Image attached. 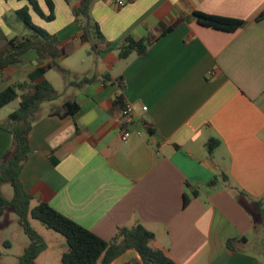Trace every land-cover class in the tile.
I'll return each instance as SVG.
<instances>
[{
  "label": "crops",
  "instance_id": "1",
  "mask_svg": "<svg viewBox=\"0 0 264 264\" xmlns=\"http://www.w3.org/2000/svg\"><path fill=\"white\" fill-rule=\"evenodd\" d=\"M35 1L47 15L44 1ZM52 2L54 19L46 21L27 0H0V40L25 37L7 18L27 8L61 52L38 61L27 50L0 69V92L28 83L32 71L52 62L67 74L84 72L60 86L68 95L59 106L53 103L60 90L48 74L62 72L52 68L34 82L46 80L56 98L40 105L28 133L19 180L31 203L48 204L104 241L139 223L154 235L148 246L176 264H264V219L255 215L258 202L264 210V18L256 21L264 0H93L89 15L104 38L95 49L73 15L80 0ZM194 12L244 24L216 30L200 25ZM163 28L144 56L118 57L126 37ZM90 77L86 85L70 84ZM65 102L77 112L61 116ZM124 103L133 107L129 116L121 114ZM6 127L0 124V159L12 146ZM124 129L135 131L127 141L120 138ZM212 139L219 144L210 155ZM222 173L226 182L208 186ZM110 264L142 262L128 250Z\"/></svg>",
  "mask_w": 264,
  "mask_h": 264
},
{
  "label": "trees",
  "instance_id": "2",
  "mask_svg": "<svg viewBox=\"0 0 264 264\" xmlns=\"http://www.w3.org/2000/svg\"><path fill=\"white\" fill-rule=\"evenodd\" d=\"M27 1L35 13L42 19L46 21L54 19L52 0H43L48 9L47 15L42 13L35 0ZM92 1L80 0V5L73 11V15L75 20L81 23L82 40L94 41L95 44L92 45V49H95L96 44L103 42L104 38L98 25L89 15ZM15 15L35 36L34 38L1 39L0 69L18 63L19 56L30 49L36 51L38 61H42L46 57L56 58L60 56L61 52L55 47V37L47 34L33 24L26 8L17 10ZM192 15L200 25L221 31L232 32L244 24L243 21L237 19L202 12H194ZM263 18L264 11L256 18V21ZM166 32L167 29L163 28L158 34L148 33L141 39L126 37L118 47V57L126 59L132 53L144 56L151 42ZM36 38L45 40V43L38 42ZM3 46L5 47L1 49ZM52 68H56L63 74H67V71L57 65V63H48L32 71L28 75V83L14 84L0 92V109L16 98L19 97L20 99L18 108L8 116L10 124L6 127L12 135V146L0 159V184L9 183L13 190V196L9 201L0 196V216L3 214L4 206L11 207L18 216V222L29 239V244L24 248L17 264H36V258L46 248L44 239L28 225V216L38 220L45 228L57 232L64 238L66 250L61 255L62 264H110L114 259L128 250H134L140 257L142 264H176L163 251L152 250L148 246V243L154 239V235L139 223H135L130 227L118 228L115 235L109 241H104L74 221L58 213L46 203L39 202L31 207L32 196L23 189L19 180V173L22 164L27 158L29 151L28 133L37 118L36 115L40 105L43 102L52 101L56 98V92L46 80L36 84L34 82L43 77L46 71ZM94 79L95 77L83 78L70 84L80 87L92 82ZM77 110L78 106L74 102H65L61 116L73 115ZM218 144V140H210L206 144L208 154L211 155ZM50 159L53 164L56 163L53 157H50ZM219 181L226 182L227 176L222 173L214 177L209 181L208 186H214ZM192 195H196V192L193 191ZM187 203L188 198L184 196V206ZM261 206L262 203L258 202L255 215L263 223L264 210ZM227 247L231 248V241L227 242Z\"/></svg>",
  "mask_w": 264,
  "mask_h": 264
},
{
  "label": "rangeland",
  "instance_id": "3",
  "mask_svg": "<svg viewBox=\"0 0 264 264\" xmlns=\"http://www.w3.org/2000/svg\"><path fill=\"white\" fill-rule=\"evenodd\" d=\"M27 9V8H26ZM28 10V9H27ZM33 20L37 22L38 17L35 13H32ZM34 22V23H35ZM7 24L13 27L17 36L30 37L32 32L27 29L15 16L7 18ZM74 60L76 56H73ZM66 64H71L72 58L64 61ZM76 66V65H75ZM83 68H92V59H86V63ZM77 69V68H76ZM77 75L73 72L70 74L58 73L52 71L48 74V78L55 84V88L59 89L60 94L58 95L57 101L53 104L59 106L61 101L65 100L68 92H63L60 86L67 82L75 80V76H83L84 72L77 69ZM85 70V69H84ZM90 72L89 71V75ZM62 92V93H61ZM44 110L50 107V105L44 104ZM18 108V99L13 100L8 105L0 109V124L9 126L10 122L8 116L11 112ZM133 133L135 131H132ZM9 151V150H8ZM0 196L5 200H10L13 196V190L9 183L0 184ZM34 203H31L33 207ZM28 225L39 234L46 242L47 251L39 256L37 264H62L60 261V253L65 250L61 248V244L64 245V238L57 232L45 228L38 220L32 219L30 216L27 218ZM29 244V239L25 234L23 228L18 222V216L15 214L13 209L9 206L3 207V214L0 216V264H17L19 257L22 255L24 248Z\"/></svg>",
  "mask_w": 264,
  "mask_h": 264
},
{
  "label": "built area",
  "instance_id": "4",
  "mask_svg": "<svg viewBox=\"0 0 264 264\" xmlns=\"http://www.w3.org/2000/svg\"><path fill=\"white\" fill-rule=\"evenodd\" d=\"M117 5L118 6H123V2L117 1ZM142 110H146V108L142 107ZM132 113H133V107L130 104H128V103H124L123 107H122V110H121V114L123 116H129ZM133 134L134 133L132 131H129V129H124L122 131V133H121L120 138H121L122 141H127V140L132 138ZM136 134H138V133H136Z\"/></svg>",
  "mask_w": 264,
  "mask_h": 264
}]
</instances>
